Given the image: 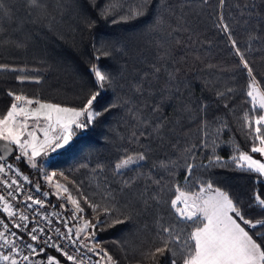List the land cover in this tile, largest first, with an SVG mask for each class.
<instances>
[{
    "label": "snow or ice",
    "instance_id": "obj_1",
    "mask_svg": "<svg viewBox=\"0 0 264 264\" xmlns=\"http://www.w3.org/2000/svg\"><path fill=\"white\" fill-rule=\"evenodd\" d=\"M201 3L207 5L209 0H201ZM225 5L226 0H218L219 8L223 9ZM20 6L29 17L47 8L45 0H20ZM97 7L100 17L111 18L113 24L138 18L154 19L153 27L157 29L160 43L155 45L152 71L141 74L139 78L135 73H125L119 80L116 79L99 61L120 49L107 42H101L99 47L93 45L94 59L97 62L88 69L95 90L89 91L81 107L45 103L13 91L7 93L13 102L5 113L0 114V141L5 142L3 151L0 152V217H3L0 218V264H62L59 256H63L71 264H85V261L92 260L88 253L100 257L96 264H101L104 259L108 264H116L106 250L101 248L97 251L95 248L97 241L94 230L97 225L106 222L98 218L99 204L80 193L84 203L96 213V222L84 220L83 225L73 231L67 218L41 211L45 209L49 191H42L39 182L33 184L29 176L23 175L15 163H8L7 158L12 156L15 161L40 171L38 157L47 156L69 146L77 130L87 129L103 113L117 106L112 104L105 107L103 112L97 110L94 105L102 93L125 88L132 94L130 99L140 100L139 104L129 106L128 111L133 126L138 122L142 128L131 134L132 140L138 143L140 148L132 153L125 150L124 155L114 165L117 174L129 169L138 175L122 180L121 187L117 190L130 201H134L140 212L149 216L157 226L156 235L162 246L156 247L150 253L151 256L154 259L167 256L168 264H264V198L261 194L256 193L244 204L228 191L215 187L213 182L203 180L197 175L200 169L227 166L214 150L221 147L220 138L229 125L226 120L218 117L209 118V113L212 112L213 104L219 106L222 101L229 99L234 89L216 88L213 92L214 100L208 96L194 98L185 95V92L191 93V83L177 77L178 69L172 65L173 62L178 64L179 61L167 47L169 40L180 43L173 35L178 34V30L172 28L170 16L156 12V9L161 7L174 16L173 5H162L161 0H135L130 7L125 8L119 0H108L103 6ZM236 7L254 6L237 4ZM12 15L4 0H0V17L11 20ZM236 24L247 36V47L243 51L232 22L222 13L218 15L214 26L227 36L231 49L239 57L246 77L245 94L250 98L252 111H261L262 114L253 118V127L248 112L244 113L245 127L253 133L250 152L241 151L237 146L238 155H233L230 159L237 168H246L249 173L264 177V162L252 155L259 154L264 158V94L260 91L264 80L258 81V73L254 71L246 56V52L252 50L251 42L261 41L262 34L257 33L255 28L248 27V19L238 20ZM188 26L189 22L185 20V30ZM0 44L16 48L23 46L22 41L5 35L3 20H0ZM138 51L139 49L129 50V63L141 62L140 56L136 55ZM0 71L20 72L25 69L0 63ZM29 79L39 83L37 77L17 76L20 83ZM148 96L152 97L151 104L143 99ZM170 99L179 100L180 118L165 123L161 110L164 103ZM125 104L128 105L129 102L125 101ZM223 107L228 108L229 105L224 103ZM188 122L198 125L197 142L190 144L185 140L181 144L179 133L183 132L185 126H191ZM141 138L146 140L147 144L143 143ZM9 145L19 149V155L10 151ZM177 152L183 153L184 179L187 186L177 183L165 184L160 175L163 170L169 178L174 177L179 166V161L173 159ZM201 152L205 153L207 164L199 161ZM97 168L101 172L104 171L103 165H97ZM143 168L148 171H141ZM56 175V172H45L43 178L55 189V196L64 201L60 208L71 205V219L82 220L84 208L81 206V200L72 194L67 184L58 180L53 183ZM105 184V190L111 195L107 177ZM18 205H23V210ZM256 209H259V212L250 217L249 210ZM104 212L108 215L110 209L105 208ZM28 213H31V217ZM53 215L57 216L55 222L63 226V231L61 227H53L54 222L50 219ZM39 220L45 222L44 226H41ZM126 220L127 216L125 219L117 218L113 223L124 224ZM90 229L93 231L89 232ZM25 236L28 240L24 239ZM66 248H71L72 253ZM49 249L59 256L47 254Z\"/></svg>",
    "mask_w": 264,
    "mask_h": 264
},
{
    "label": "trees",
    "instance_id": "obj_2",
    "mask_svg": "<svg viewBox=\"0 0 264 264\" xmlns=\"http://www.w3.org/2000/svg\"><path fill=\"white\" fill-rule=\"evenodd\" d=\"M107 2L108 0H45L46 10L37 11L29 17L20 6V0H4L13 13L11 20L0 17L4 21L5 35L22 41L23 46L16 48L0 44V63L25 71H0V114L5 113L13 102L12 97L7 95L9 91L25 94L45 103L81 107L89 91L95 90L88 69L97 62L94 59L93 45L99 47L101 42L120 49L99 61L116 79L119 80L125 73H135L139 78L141 74L152 71L155 45L160 43L157 29L153 27L154 19L138 18L113 24L111 18L103 19L99 15L97 5L103 6ZM119 2L127 8L135 0ZM161 4H171L175 9L174 16L161 7L156 12L170 16L172 28L178 30V34L173 35L180 43L169 40L167 47L179 61L172 65L178 69L177 77L191 83V93L185 92V95L194 98L208 96L214 100L213 92L216 88L234 89L229 99L222 101L219 106L213 104L212 112L209 113V118L218 117L226 120L229 125L220 138L221 147L214 150L227 166L200 169L197 175L203 180H210L215 187L228 191L244 204L256 193L264 198V177L249 173L246 168H237L230 159L231 156L238 155L237 146L241 151L250 152L253 133L245 127L244 113L248 112L254 127L253 118L262 112L252 111L250 98L245 94L246 77L239 57L231 49L227 36L214 26L218 15L222 13L232 22L243 51L247 47V36L236 21H250L248 27L255 28L257 33L262 34V40L252 41V50L246 52V56L258 73V81L264 80V0H226L223 9L219 8L218 0H209L207 5L202 4L201 0H161ZM237 4L254 7L237 8ZM185 20L189 22L187 30L184 28ZM136 49H139L136 55L140 56L141 62L129 63V50ZM17 76L37 77L39 83L31 79L20 83ZM261 89L264 93V84ZM131 95L127 88L102 93L94 105L97 110L103 112L105 107L112 104L117 106L103 113L87 129L77 130L69 146L52 155L38 157L40 171L15 161L14 157L9 161L29 173L35 182L48 190L43 174L56 172L55 181L67 184L72 194L81 200L85 220L95 223L96 213L84 203L80 193L99 204L98 218L106 222L97 225L94 230L96 239L100 248L106 250L116 264H168L167 256L154 259L150 254L156 247L162 246L156 235L157 226L154 221L142 214L134 201L117 190L121 187L122 180L138 175L129 169L118 174L114 170L115 163L124 155L125 150L132 153L140 148L132 140L131 134L141 130L142 126L138 122L133 126L128 111L129 106L139 104L140 100L130 99ZM143 99L148 104L152 103L151 96ZM125 101L129 104L126 105ZM224 103L229 107L224 108ZM179 104L176 99L164 103L161 115L165 123L180 118ZM188 123L191 126H185L183 132L179 133L181 144L185 140L190 144L197 142L198 125ZM141 140L147 144L146 140ZM15 154L19 155L17 149ZM182 157V152H177L173 157L179 161L174 177L169 178L167 172L161 171L163 183L187 186ZM199 161L207 164L205 153L199 154ZM97 165H103L104 171H99ZM140 170L148 171L147 168ZM105 177L107 186L111 188V195L105 190ZM54 198L59 200L55 195ZM105 208L110 209L108 215L104 212ZM257 212L259 209L249 210V216H255ZM126 216V223H113L115 219H125ZM47 254L59 256L54 250H48ZM59 258L63 264H71L63 256Z\"/></svg>",
    "mask_w": 264,
    "mask_h": 264
},
{
    "label": "built area",
    "instance_id": "obj_3",
    "mask_svg": "<svg viewBox=\"0 0 264 264\" xmlns=\"http://www.w3.org/2000/svg\"><path fill=\"white\" fill-rule=\"evenodd\" d=\"M8 163H12L10 161H7ZM18 167V166H17ZM21 170V169H20ZM21 172L23 173V175H27L29 176L30 180L33 182V184L37 183L33 180L32 176L29 174V173H26L24 172L23 170H21ZM11 175V174H10ZM41 185V184H40ZM27 187V186H26ZM41 189L42 191H49L48 189L42 187L41 185ZM50 195L49 197L46 198V206H45V209H42L41 211L42 212H47V213H56V214H59V217L60 218H67L68 219V222H69V226L70 227H73V231L76 230V228L80 227L83 225V222H84V217L82 220H72L71 217H72V206L71 205H66L65 208H60V204L61 203H64V201L62 200H56L54 198V195L49 191ZM44 199V198H42ZM21 210H23V205H18ZM34 207H37V206H34ZM31 217V213H28ZM0 218H3V217H0ZM50 219L53 220V227H61V230L63 231V226L60 225L59 223H56L55 221L57 220V216L53 215V216H50ZM39 223L41 224V226H44V221L43 220H39ZM25 240H28V237L25 236L24 237ZM97 241V239H96ZM95 248L97 251H99L100 246H99V243L97 241V243L95 244ZM51 250V249H49ZM67 251H69V253H72V249L71 248H66ZM88 255L92 256V260L91 261H85V264H96V261L97 260H100V257L98 256H95L93 255L92 253H88ZM66 260V258H65ZM68 262V261H67ZM68 263H71V262H68ZM101 264H108L107 260L104 259V260H101Z\"/></svg>",
    "mask_w": 264,
    "mask_h": 264
},
{
    "label": "rangeland",
    "instance_id": "obj_4",
    "mask_svg": "<svg viewBox=\"0 0 264 264\" xmlns=\"http://www.w3.org/2000/svg\"><path fill=\"white\" fill-rule=\"evenodd\" d=\"M260 91H261V94H264L263 93V91H262V89H260ZM41 139H42V136H41ZM17 149V148H16ZM19 152V149H17V154H19L18 153ZM53 153H49L47 156H49V155H52ZM258 155V156H257ZM257 155H253L254 156V158H257V159H262V162H264V158H261L260 156H259V154H257ZM38 159V158H37ZM13 163V162H12ZM43 180H44V183L48 186V188H49V190H50V192L53 194V195H55L54 193H55V189L54 188H52V186L51 185H48L47 184V182H46V180L43 178ZM56 181H55V179H53V183H55ZM85 220V219H84ZM63 264V263H62Z\"/></svg>",
    "mask_w": 264,
    "mask_h": 264
},
{
    "label": "water",
    "instance_id": "obj_5",
    "mask_svg": "<svg viewBox=\"0 0 264 264\" xmlns=\"http://www.w3.org/2000/svg\"><path fill=\"white\" fill-rule=\"evenodd\" d=\"M4 143H5V142L0 141V152L3 151L2 146H3ZM8 147H9L10 151H14V152H15L16 149H15V146H14V145H9ZM11 157H12V156H9V157L7 158V161H9V159H10Z\"/></svg>",
    "mask_w": 264,
    "mask_h": 264
},
{
    "label": "crops",
    "instance_id": "obj_6",
    "mask_svg": "<svg viewBox=\"0 0 264 264\" xmlns=\"http://www.w3.org/2000/svg\"><path fill=\"white\" fill-rule=\"evenodd\" d=\"M92 230L90 229L89 232H91Z\"/></svg>",
    "mask_w": 264,
    "mask_h": 264
}]
</instances>
